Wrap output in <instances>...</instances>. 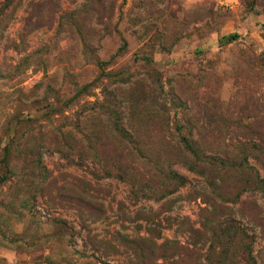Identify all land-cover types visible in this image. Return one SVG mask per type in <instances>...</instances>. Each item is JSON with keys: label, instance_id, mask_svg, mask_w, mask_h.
<instances>
[{"label": "rangeland", "instance_id": "obj_1", "mask_svg": "<svg viewBox=\"0 0 264 264\" xmlns=\"http://www.w3.org/2000/svg\"><path fill=\"white\" fill-rule=\"evenodd\" d=\"M261 178L264 0H0V264H264Z\"/></svg>", "mask_w": 264, "mask_h": 264}, {"label": "trees", "instance_id": "obj_2", "mask_svg": "<svg viewBox=\"0 0 264 264\" xmlns=\"http://www.w3.org/2000/svg\"><path fill=\"white\" fill-rule=\"evenodd\" d=\"M238 38V35L237 34H234V35H231V36H228V37H225L223 39V41H226V42H232L234 40H236ZM184 145L189 149V150H193V147L191 146V144L188 142V140H184ZM260 183L262 184L263 188H264V178H261L260 180Z\"/></svg>", "mask_w": 264, "mask_h": 264}]
</instances>
